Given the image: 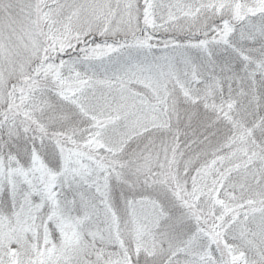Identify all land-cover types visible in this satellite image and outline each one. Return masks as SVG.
<instances>
[{
    "label": "snow or ice",
    "instance_id": "1",
    "mask_svg": "<svg viewBox=\"0 0 264 264\" xmlns=\"http://www.w3.org/2000/svg\"><path fill=\"white\" fill-rule=\"evenodd\" d=\"M0 264H264V0H0Z\"/></svg>",
    "mask_w": 264,
    "mask_h": 264
}]
</instances>
